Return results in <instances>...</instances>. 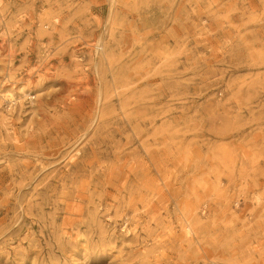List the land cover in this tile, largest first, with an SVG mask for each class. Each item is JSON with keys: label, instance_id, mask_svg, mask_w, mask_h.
<instances>
[{"label": "rangeland", "instance_id": "rangeland-1", "mask_svg": "<svg viewBox=\"0 0 264 264\" xmlns=\"http://www.w3.org/2000/svg\"><path fill=\"white\" fill-rule=\"evenodd\" d=\"M0 264H264V0H0Z\"/></svg>", "mask_w": 264, "mask_h": 264}, {"label": "bare ground", "instance_id": "bare-ground-1", "mask_svg": "<svg viewBox=\"0 0 264 264\" xmlns=\"http://www.w3.org/2000/svg\"><path fill=\"white\" fill-rule=\"evenodd\" d=\"M21 97V96H20ZM11 99V98H10Z\"/></svg>", "mask_w": 264, "mask_h": 264}]
</instances>
